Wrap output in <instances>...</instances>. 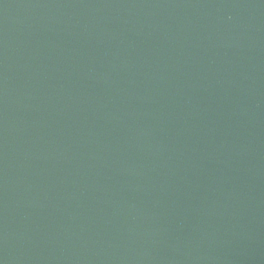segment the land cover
I'll use <instances>...</instances> for the list:
<instances>
[{"label":"water","instance_id":"95a60500","mask_svg":"<svg viewBox=\"0 0 264 264\" xmlns=\"http://www.w3.org/2000/svg\"><path fill=\"white\" fill-rule=\"evenodd\" d=\"M0 264H264V0H0Z\"/></svg>","mask_w":264,"mask_h":264}]
</instances>
